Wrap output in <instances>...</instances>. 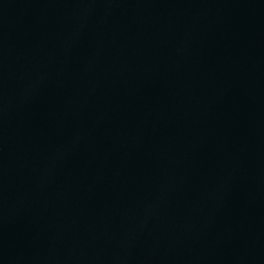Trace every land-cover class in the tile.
Listing matches in <instances>:
<instances>
[{
	"label": "water",
	"instance_id": "obj_1",
	"mask_svg": "<svg viewBox=\"0 0 264 264\" xmlns=\"http://www.w3.org/2000/svg\"><path fill=\"white\" fill-rule=\"evenodd\" d=\"M0 264H264V0H0Z\"/></svg>",
	"mask_w": 264,
	"mask_h": 264
}]
</instances>
